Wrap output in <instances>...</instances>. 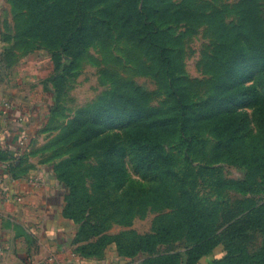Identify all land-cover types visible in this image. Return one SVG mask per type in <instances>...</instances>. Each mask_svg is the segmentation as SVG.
I'll use <instances>...</instances> for the list:
<instances>
[{"label":"rangeland","instance_id":"obj_1","mask_svg":"<svg viewBox=\"0 0 264 264\" xmlns=\"http://www.w3.org/2000/svg\"><path fill=\"white\" fill-rule=\"evenodd\" d=\"M173 79L193 112L182 130ZM0 101L26 117V171L63 189L82 256L263 253L248 213L264 204V175L219 159L212 124L229 112L249 145L264 141V0H0ZM192 209L213 223H190Z\"/></svg>","mask_w":264,"mask_h":264},{"label":"crops","instance_id":"obj_2","mask_svg":"<svg viewBox=\"0 0 264 264\" xmlns=\"http://www.w3.org/2000/svg\"><path fill=\"white\" fill-rule=\"evenodd\" d=\"M29 135L23 113L0 101V264H127L94 261L76 249L63 189L44 181L36 186L26 171Z\"/></svg>","mask_w":264,"mask_h":264},{"label":"trees","instance_id":"obj_3","mask_svg":"<svg viewBox=\"0 0 264 264\" xmlns=\"http://www.w3.org/2000/svg\"><path fill=\"white\" fill-rule=\"evenodd\" d=\"M171 92L177 104V115L180 118V127L182 130L185 129L187 124L190 122L188 119L193 113L191 112V105L185 100L184 94L175 79H173L171 83ZM227 100L228 96L222 99L223 102H226ZM206 105H209V103ZM204 106L205 105L202 103L199 104L200 109H203ZM206 112L208 111L202 112L201 115H206ZM209 120L213 119L209 118ZM218 121L220 122L212 124V132L218 139V145L216 147L217 157L219 159H230L237 165L253 171L254 174L262 173L264 175V141L256 143L255 145H249L247 142L248 134L245 130L246 127H241L235 124L234 117L231 116L229 112H226L223 118ZM262 132V135H264V127ZM252 187L253 186L250 181H244L238 184V189L240 191L255 190ZM188 214L190 216V223L194 219H198L201 221L202 225L206 226H208L207 224L209 223H213L212 220H210L212 219V214L207 209H203L202 211L192 209V211ZM248 215H251V227L257 229L264 235V204L259 207H252ZM231 226L232 225L230 224L229 229H231ZM243 232V229H238L234 232L232 231L226 235V238L231 237L230 241L233 242L235 238L241 237ZM223 241L224 239H222L221 236H216L215 238L204 242L201 241V246L196 245L194 251L196 254H199L197 257L208 254ZM200 249L201 251H199ZM227 250L226 258L224 257L225 260L216 259L217 264L225 262H227V264H264V245L263 253L258 255H249L243 247L235 250L233 249L232 244L228 246ZM194 260H196V258H194Z\"/></svg>","mask_w":264,"mask_h":264},{"label":"built area","instance_id":"obj_4","mask_svg":"<svg viewBox=\"0 0 264 264\" xmlns=\"http://www.w3.org/2000/svg\"><path fill=\"white\" fill-rule=\"evenodd\" d=\"M31 182H32L33 184H35L36 186L41 185V181H40L39 179H32ZM15 200L20 201L19 198H18V199H15Z\"/></svg>","mask_w":264,"mask_h":264}]
</instances>
